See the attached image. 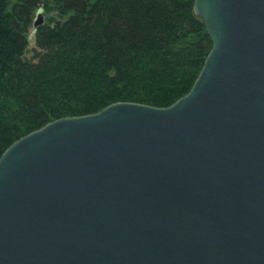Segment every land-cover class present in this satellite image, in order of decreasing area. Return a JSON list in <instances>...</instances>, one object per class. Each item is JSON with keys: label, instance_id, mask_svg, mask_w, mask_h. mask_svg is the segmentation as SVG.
I'll return each mask as SVG.
<instances>
[{"label": "water", "instance_id": "95a60500", "mask_svg": "<svg viewBox=\"0 0 264 264\" xmlns=\"http://www.w3.org/2000/svg\"><path fill=\"white\" fill-rule=\"evenodd\" d=\"M194 9L213 45L187 94L61 117L4 151L0 264H264V0Z\"/></svg>", "mask_w": 264, "mask_h": 264}, {"label": "trees", "instance_id": "16d2710c", "mask_svg": "<svg viewBox=\"0 0 264 264\" xmlns=\"http://www.w3.org/2000/svg\"><path fill=\"white\" fill-rule=\"evenodd\" d=\"M194 1L0 0V157L55 119L187 94L213 45Z\"/></svg>", "mask_w": 264, "mask_h": 264}, {"label": "rangeland", "instance_id": "374dc122", "mask_svg": "<svg viewBox=\"0 0 264 264\" xmlns=\"http://www.w3.org/2000/svg\"><path fill=\"white\" fill-rule=\"evenodd\" d=\"M37 17V16H36ZM34 45V43H32V46Z\"/></svg>", "mask_w": 264, "mask_h": 264}]
</instances>
